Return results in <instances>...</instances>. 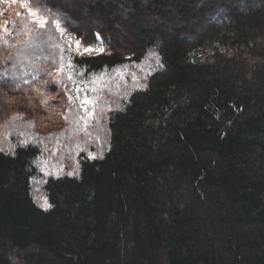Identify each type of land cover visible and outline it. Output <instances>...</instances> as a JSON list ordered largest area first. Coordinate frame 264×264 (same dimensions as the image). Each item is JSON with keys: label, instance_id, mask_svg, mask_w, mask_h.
Segmentation results:
<instances>
[{"label": "trees", "instance_id": "16d2710c", "mask_svg": "<svg viewBox=\"0 0 264 264\" xmlns=\"http://www.w3.org/2000/svg\"><path fill=\"white\" fill-rule=\"evenodd\" d=\"M151 52L50 208L40 145L0 146V264H264V0H0V131H58L89 77Z\"/></svg>", "mask_w": 264, "mask_h": 264}, {"label": "rangeland", "instance_id": "374dc122", "mask_svg": "<svg viewBox=\"0 0 264 264\" xmlns=\"http://www.w3.org/2000/svg\"><path fill=\"white\" fill-rule=\"evenodd\" d=\"M66 43L69 44L68 41ZM73 46L76 47V44ZM159 67L158 57L151 52L141 62L124 65L102 76L89 77L86 85L83 84L87 87L84 90L86 96L79 99L84 105H79V111L75 109L58 131L38 134L28 123L20 121H12L8 128L0 131L2 148L10 149L17 143L27 142L40 145L41 153L35 164L41 175L31 181L33 196L38 204L46 199L42 192L45 178L78 175L77 159L81 151H85L90 158L103 156L107 146L108 105L120 108L130 91L143 86L146 78ZM89 137H93L92 143L86 141ZM90 145L95 148L94 151Z\"/></svg>", "mask_w": 264, "mask_h": 264}, {"label": "snow or ice", "instance_id": "6c2138e0", "mask_svg": "<svg viewBox=\"0 0 264 264\" xmlns=\"http://www.w3.org/2000/svg\"><path fill=\"white\" fill-rule=\"evenodd\" d=\"M30 15H35V13H31L30 12ZM35 23H38L40 24L41 26H43L45 24V21L43 19H38L36 21H34ZM59 25H57V28L59 29ZM68 35V38H69V44L67 45V49L70 51L71 50V44L74 42L76 44V52H75V56H84V55H90L91 53L97 51L96 48H93L92 46L90 45H83V51H81V47H82V40L80 39H76L75 37H73L71 35V33H66ZM99 51L101 53L104 52V48H100ZM55 83V82H53ZM42 208H50L51 205L48 203L47 199H44L43 203L40 205Z\"/></svg>", "mask_w": 264, "mask_h": 264}]
</instances>
